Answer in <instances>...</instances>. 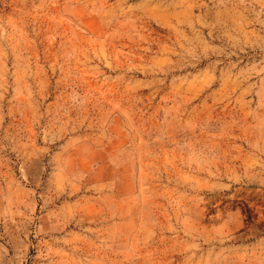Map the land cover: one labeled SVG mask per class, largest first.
<instances>
[{
    "label": "rangeland",
    "instance_id": "rangeland-1",
    "mask_svg": "<svg viewBox=\"0 0 264 264\" xmlns=\"http://www.w3.org/2000/svg\"><path fill=\"white\" fill-rule=\"evenodd\" d=\"M0 264H264V0H0Z\"/></svg>",
    "mask_w": 264,
    "mask_h": 264
}]
</instances>
